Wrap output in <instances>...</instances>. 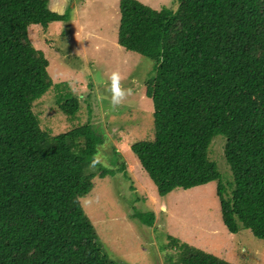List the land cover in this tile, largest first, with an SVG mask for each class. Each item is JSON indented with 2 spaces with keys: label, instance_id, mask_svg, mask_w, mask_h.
<instances>
[{
  "label": "trees",
  "instance_id": "16d2710c",
  "mask_svg": "<svg viewBox=\"0 0 264 264\" xmlns=\"http://www.w3.org/2000/svg\"><path fill=\"white\" fill-rule=\"evenodd\" d=\"M118 6V43L154 62L145 89L153 138L130 146L141 167L160 196L216 181L227 230L264 240V0ZM64 18L48 0H0V264H116L79 200L95 177L116 172L91 166L101 134L86 123L50 135L32 110L52 83L27 28ZM79 108L75 94L59 103L71 117ZM216 136L225 139L229 188L208 154ZM134 216L149 226L155 219L152 211ZM177 250L179 264H232L191 245Z\"/></svg>",
  "mask_w": 264,
  "mask_h": 264
},
{
  "label": "rangeland",
  "instance_id": "374dc122",
  "mask_svg": "<svg viewBox=\"0 0 264 264\" xmlns=\"http://www.w3.org/2000/svg\"><path fill=\"white\" fill-rule=\"evenodd\" d=\"M139 1L157 9L177 4V0ZM118 2L48 0L49 9L65 18L47 27L32 24L27 28L31 45L48 60L46 72L52 83L32 104L40 127L55 135L90 123L102 136L96 153L99 163L116 171L95 177L90 193L79 199L106 254L116 264H167L168 255L179 264L177 246L185 244L232 264H264V240L249 229L231 233L224 225L216 181L187 189L176 187L160 196L132 152L133 142L154 134L153 102L145 95L154 62L118 43ZM114 71L123 77L122 87L133 88V94L116 107L108 91ZM68 93L79 98L74 117L59 109ZM224 145V137H214L208 154L227 186L233 175ZM136 211H152L154 223L140 222ZM172 239L177 240L176 249Z\"/></svg>",
  "mask_w": 264,
  "mask_h": 264
},
{
  "label": "clouds",
  "instance_id": "9594fccd",
  "mask_svg": "<svg viewBox=\"0 0 264 264\" xmlns=\"http://www.w3.org/2000/svg\"><path fill=\"white\" fill-rule=\"evenodd\" d=\"M123 77L118 71L112 72L110 76V87L108 91L111 93V105L116 107L121 104L127 97L133 94L132 87H122L121 81ZM99 163V157L94 156L92 160L91 166H95V164Z\"/></svg>",
  "mask_w": 264,
  "mask_h": 264
},
{
  "label": "crops",
  "instance_id": "0c3cea01",
  "mask_svg": "<svg viewBox=\"0 0 264 264\" xmlns=\"http://www.w3.org/2000/svg\"><path fill=\"white\" fill-rule=\"evenodd\" d=\"M63 5V4H62ZM61 12V11H60ZM120 20V19H119ZM117 31H118V29H117Z\"/></svg>",
  "mask_w": 264,
  "mask_h": 264
}]
</instances>
